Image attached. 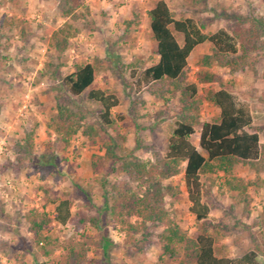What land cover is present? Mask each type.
<instances>
[{
  "label": "rangeland",
  "instance_id": "rangeland-1",
  "mask_svg": "<svg viewBox=\"0 0 264 264\" xmlns=\"http://www.w3.org/2000/svg\"><path fill=\"white\" fill-rule=\"evenodd\" d=\"M77 18L73 24L77 31L69 38V46L60 59L49 46L51 32L66 20L62 12L64 0H0V264H59L62 261L61 244L67 238L85 240V264H175L167 256L159 259L162 249L153 237L142 247L125 244L124 232L118 225L97 228L79 222L80 212L92 213L88 201L81 197L76 185L88 191L95 203H100L103 189L101 180L114 182L128 180L117 166L109 171L110 163L99 172L90 163L104 153V142L110 138L119 144L118 153L133 151L141 158L151 157V151L164 152L167 137L174 126L177 99L165 102L149 90L139 96L135 122L128 113L133 92L129 88V65L157 61L155 41L149 29V10L157 0H77ZM176 18L190 17L202 25L203 31L212 33L227 28L233 17L247 14L264 15V0H165ZM131 22L127 24V22ZM210 50L204 43L194 48L188 57L187 80L195 81L199 59ZM62 62V64H61ZM90 62L95 66L94 89L113 92L119 104L112 109L115 122L99 130L96 142L82 132L83 127L64 145L56 134L47 131V121L54 111L55 96L61 92L60 79L73 71L75 64ZM48 63H55L53 67ZM61 64V65H60ZM55 68V67H54ZM224 81L232 77L231 90L246 102L253 115L252 129L259 131L264 143V51L254 55L252 65L229 74L227 67L212 65ZM57 77V78H56ZM203 96L208 88L218 89L217 83H197ZM85 91L80 96H69L85 108V122L98 126L99 105L89 100ZM218 109L203 99L201 120H210ZM137 124V125H136ZM34 130L32 155L44 154L52 164L33 165L30 159H17L16 141L25 130ZM136 137L142 147L136 145ZM199 128L191 141L198 146ZM184 164H182L183 168ZM237 175L253 179L254 171L244 164L235 167ZM219 175L209 178L220 180ZM264 176V171L260 173ZM205 179V178H204ZM168 181L178 188L174 210L178 225L189 235L196 233L194 215L189 211V201L182 172ZM77 192H79L77 194ZM251 201L249 214L242 204L231 209L233 199L212 187L208 196L210 218L221 219L230 226L228 234L217 242L221 253L235 256L243 253L252 243L249 236L264 246V232L253 225L261 210L264 188H249ZM52 197H67L71 201L73 218L65 225L54 220ZM31 210L43 212L49 219L42 234L57 237L59 245L45 256L34 242L35 235L27 228L25 214ZM160 229L157 228L156 231ZM102 232L109 242L103 246ZM264 262L262 256L258 257Z\"/></svg>",
  "mask_w": 264,
  "mask_h": 264
},
{
  "label": "trees",
  "instance_id": "trees-1",
  "mask_svg": "<svg viewBox=\"0 0 264 264\" xmlns=\"http://www.w3.org/2000/svg\"><path fill=\"white\" fill-rule=\"evenodd\" d=\"M62 14L66 20L53 30L49 46L60 59L69 46V38L78 30L73 24L77 0H64ZM149 29L155 41L157 61L148 66L144 63L129 65V83L133 92L128 113L135 122L139 94L149 90L165 102L176 98L178 105L174 114V126L167 137L165 151H151V157L141 158L133 151L118 153L119 144L110 138L104 142V153L90 163L94 172H99L110 163L109 171L117 166L127 175L128 180L110 182L101 180L103 189L100 203H95L88 191L76 185L92 213L80 212L79 222L90 223L97 228L118 225L124 232L126 245L142 247L155 237L163 256L175 264H264V246L252 233V245L243 253L229 256L221 253L217 246L220 238L230 231V226L221 219L210 218L211 206L208 201L212 187L220 193H228L233 199L231 209L242 204L248 215L251 201L249 188H264V143L259 131L252 129L253 115L249 105L241 101L231 90L232 77L224 81L222 76L210 68L214 64L229 69V74L252 65L254 55L264 51V15L247 13L232 18L227 28L212 33L203 31L202 25L190 17L176 18L165 0H157L147 10ZM131 22H127L130 24ZM210 44V50L199 59L195 72L196 82L187 80L188 57L195 47ZM62 64V62H61ZM60 64V65H61ZM48 65L56 70L54 63ZM55 67V68H54ZM57 78V77H56ZM95 66L85 62L75 64L74 69L60 79L61 92L55 96L54 111L47 121V131L56 134L64 145L83 127L91 143L96 142L99 130L111 126L115 120L112 109L119 104L118 97L106 89H94ZM197 83H217L218 89L208 88L202 96ZM87 91V98L99 105L98 127L85 122V108L69 96H80ZM206 99L218 109L210 120H201V106ZM136 123V122H135ZM137 125V124H136ZM199 128L197 147L191 136ZM34 130H25L22 139L15 142L18 160L30 159L33 165L52 164V159L32 155ZM136 145L142 147L136 137ZM248 165L255 173L253 179H244L235 172L237 164ZM182 164H184L182 168ZM182 172L189 211L194 215L196 233L189 235L175 219L172 207L178 196V188L168 181ZM220 180L209 178L219 175ZM205 178V179H204ZM77 192V194L79 193ZM54 220L65 225L73 218L71 201L67 197H52ZM27 228L35 235V244L47 256L59 245L57 237L42 234L49 219L43 212L31 210L25 214ZM264 232V198L260 212L253 219ZM159 228V231H156ZM103 246L109 239L102 232ZM62 261L59 264H85L87 243L85 240L67 238L61 244ZM46 264V263H42ZM57 264V263H56ZM170 264V263H169Z\"/></svg>",
  "mask_w": 264,
  "mask_h": 264
}]
</instances>
